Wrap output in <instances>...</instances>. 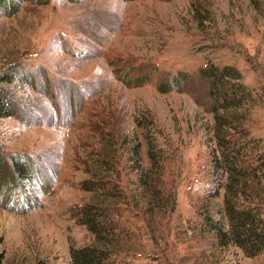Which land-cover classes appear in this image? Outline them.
<instances>
[{"label": "rangeland", "instance_id": "obj_1", "mask_svg": "<svg viewBox=\"0 0 264 264\" xmlns=\"http://www.w3.org/2000/svg\"><path fill=\"white\" fill-rule=\"evenodd\" d=\"M6 5L0 76L15 68L27 82L11 86L15 112L0 119V264H71V246L92 244L77 223L78 209L92 198L83 184L93 174L104 176L100 160L114 157L111 176L133 191L127 150L138 140L149 167L147 137L135 123L147 117L154 121L149 135L169 159L164 180L175 210L153 207L150 218L139 200L119 206L134 246L115 263L264 264V252L250 258L233 245L218 248L213 234L200 231L202 214L222 206L224 191L207 199L206 130L213 117L199 77L208 62L242 73L261 99L252 134L264 144V0ZM199 15L208 21L199 25ZM117 137L126 139L122 152ZM16 160L31 162L33 176L14 181L7 171ZM260 209L264 219V202Z\"/></svg>", "mask_w": 264, "mask_h": 264}, {"label": "trees", "instance_id": "obj_2", "mask_svg": "<svg viewBox=\"0 0 264 264\" xmlns=\"http://www.w3.org/2000/svg\"><path fill=\"white\" fill-rule=\"evenodd\" d=\"M6 1L11 4V0H0V10L5 11ZM205 21H208L207 17H197L199 25ZM199 77L206 86L208 112L213 117L212 125L206 130L212 174L207 199L214 200L221 190L224 191L222 206L217 211L209 207L202 214L200 231L213 234L216 247L233 245L245 256L254 258L264 252V219L260 209L264 202V144L252 134L253 109L259 106L261 99L255 89L243 83L242 73L235 66L219 67L208 62L199 71ZM24 78L15 68L0 76V119L14 115L16 97L11 86L27 82ZM135 123L147 137L150 165H142V145L133 140L127 153L136 180L133 191H128L120 176H111L114 157L100 160V166L105 169L104 176L93 174L84 182L83 189L92 198L77 211V223L87 229L94 242L80 248L71 246V264H116L119 255L133 250L134 238L121 222L123 212L119 207L128 208L132 204L129 200H139L136 206L144 203V213L150 218L154 216L153 207L175 210V194L166 188L164 180L169 159L158 145V139L149 135L154 121L152 119L148 124L147 117L142 121L137 119ZM125 140L117 137L121 152ZM0 162L4 161L0 158ZM30 164L16 160L7 173H11L14 181L30 178L35 170ZM216 216L220 218L216 219Z\"/></svg>", "mask_w": 264, "mask_h": 264}]
</instances>
